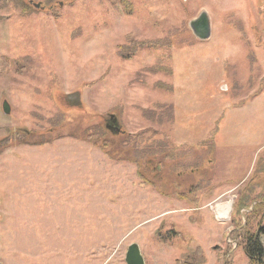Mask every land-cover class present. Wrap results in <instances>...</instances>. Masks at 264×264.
I'll return each instance as SVG.
<instances>
[{
    "label": "rangeland",
    "instance_id": "1",
    "mask_svg": "<svg viewBox=\"0 0 264 264\" xmlns=\"http://www.w3.org/2000/svg\"><path fill=\"white\" fill-rule=\"evenodd\" d=\"M262 228L264 0H0V264H254Z\"/></svg>",
    "mask_w": 264,
    "mask_h": 264
},
{
    "label": "water",
    "instance_id": "2",
    "mask_svg": "<svg viewBox=\"0 0 264 264\" xmlns=\"http://www.w3.org/2000/svg\"><path fill=\"white\" fill-rule=\"evenodd\" d=\"M189 26L194 36L201 41H207L212 36V23L207 11H202L197 18L191 20ZM65 98L67 104L71 107L82 109L84 106L81 91L68 94ZM3 109L6 114H10L11 106L7 101L4 102ZM108 122L109 124L106 127L113 135H119L123 132L119 118L115 114L109 116ZM126 264H146L138 244H132L129 247L126 255Z\"/></svg>",
    "mask_w": 264,
    "mask_h": 264
},
{
    "label": "trees",
    "instance_id": "3",
    "mask_svg": "<svg viewBox=\"0 0 264 264\" xmlns=\"http://www.w3.org/2000/svg\"><path fill=\"white\" fill-rule=\"evenodd\" d=\"M264 236V228L255 235L249 238L247 245V254L254 264H264V245L261 237Z\"/></svg>",
    "mask_w": 264,
    "mask_h": 264
},
{
    "label": "bare ground",
    "instance_id": "4",
    "mask_svg": "<svg viewBox=\"0 0 264 264\" xmlns=\"http://www.w3.org/2000/svg\"><path fill=\"white\" fill-rule=\"evenodd\" d=\"M220 211L218 212L220 218H225V216L229 215V212L231 211V204L228 206H220ZM221 212V213H220Z\"/></svg>",
    "mask_w": 264,
    "mask_h": 264
},
{
    "label": "flooded vegetation",
    "instance_id": "5",
    "mask_svg": "<svg viewBox=\"0 0 264 264\" xmlns=\"http://www.w3.org/2000/svg\"><path fill=\"white\" fill-rule=\"evenodd\" d=\"M108 124H109L108 119H106V125H108Z\"/></svg>",
    "mask_w": 264,
    "mask_h": 264
}]
</instances>
